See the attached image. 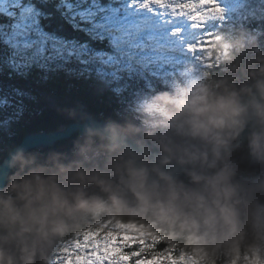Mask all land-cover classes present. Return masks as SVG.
<instances>
[{
	"label": "clouds",
	"instance_id": "clouds-1",
	"mask_svg": "<svg viewBox=\"0 0 264 264\" xmlns=\"http://www.w3.org/2000/svg\"><path fill=\"white\" fill-rule=\"evenodd\" d=\"M212 66L189 64L123 113L77 109L66 147L0 160V264H53L104 220L136 222L211 259L264 262V40L219 32Z\"/></svg>",
	"mask_w": 264,
	"mask_h": 264
},
{
	"label": "snow or ice",
	"instance_id": "snow-or-ice-1",
	"mask_svg": "<svg viewBox=\"0 0 264 264\" xmlns=\"http://www.w3.org/2000/svg\"><path fill=\"white\" fill-rule=\"evenodd\" d=\"M231 4L227 30L247 28L264 40V0ZM226 11L219 0H0V131L21 118L25 99H35L37 74L44 81L58 71L94 80L131 106L154 81L173 82L192 60L208 69L219 32L201 31L188 42L184 33L227 19ZM151 243L167 255L162 238ZM136 248L86 229L62 243L53 264H120L119 256Z\"/></svg>",
	"mask_w": 264,
	"mask_h": 264
},
{
	"label": "trees",
	"instance_id": "trees-1",
	"mask_svg": "<svg viewBox=\"0 0 264 264\" xmlns=\"http://www.w3.org/2000/svg\"><path fill=\"white\" fill-rule=\"evenodd\" d=\"M219 3L227 9L225 12V17H227V19H225L226 21L209 22L208 25L215 29V25L218 26L223 23V27L218 28V32H222L226 31L228 26L232 23L233 13L231 11V0H219ZM189 59L191 60L192 58L189 57ZM192 62L195 63L194 60ZM163 86H165V84L154 81L153 87L151 89L145 88L142 96L159 90ZM31 88L35 99H25L24 104L34 117L32 118L31 123L27 125L19 124L17 127L18 133L13 137H9L5 131H0V137L3 139L0 142V149L5 150L2 153V159H4L8 152L18 145L29 132L53 131L59 128L62 124L78 122L68 116V109L75 108L78 112L92 115L97 119H103L104 117L115 115L116 113H123L127 110L128 104H120L114 97H112L111 93L101 91V86L94 80L70 75L65 71H58L49 74L47 81L41 80L40 74H37L35 82L32 84ZM134 101L135 100L131 102V105ZM69 142L70 139L59 141L57 145L53 147H62ZM176 242L178 243L177 246L180 250L192 252L185 249L179 241ZM176 242L175 244L174 242H166L160 244L159 247L161 249H167L176 245ZM154 252L160 254L158 251ZM243 254L244 257L248 256L247 253ZM231 259L232 257L228 252L221 250L211 259V261H208L203 257L193 260L191 264H227Z\"/></svg>",
	"mask_w": 264,
	"mask_h": 264
},
{
	"label": "rangeland",
	"instance_id": "rangeland-1",
	"mask_svg": "<svg viewBox=\"0 0 264 264\" xmlns=\"http://www.w3.org/2000/svg\"><path fill=\"white\" fill-rule=\"evenodd\" d=\"M221 25H223V23L219 24L218 26L215 25V29L211 28L210 25H207L206 28L203 30H186V32L184 33L185 41H194L201 31L218 32V28L223 27ZM131 106L127 105V110ZM33 117L34 115L28 111V108L24 104V112L21 118L17 122L12 124L10 130H7L5 132L9 135V137L15 136L18 133L17 127L19 126V124L27 125L31 123ZM2 140L3 139L0 137V142ZM70 142L66 145H63L62 147L68 146ZM4 151L5 150L0 149V159L3 158L2 153ZM90 229L97 230L98 234H103L107 239L111 240L113 243H116L117 239L119 238L122 244L137 245V248L134 251H127L124 252L123 255L119 256L120 264H129V261L130 264H133V261L131 259L134 256L140 257L139 259H135L134 264H191L193 260L204 257L203 255L197 254L195 252L180 250V248L177 246V242L176 245L167 248V255L155 253L154 251H152L151 242L155 241L157 238H162L165 243L171 242L167 241L163 235L159 234L158 231L149 230L147 225H143L136 222H113L110 220H104L101 222V226ZM146 242H148L147 245ZM118 252L119 250L117 249L110 254L116 256ZM173 252L177 257H180L181 259H173ZM141 253L144 254L142 255ZM233 261H236V264H247L243 253L240 257L232 258L227 264H233ZM102 264H107V261L102 262ZM262 264H264V262H262Z\"/></svg>",
	"mask_w": 264,
	"mask_h": 264
},
{
	"label": "water",
	"instance_id": "water-1",
	"mask_svg": "<svg viewBox=\"0 0 264 264\" xmlns=\"http://www.w3.org/2000/svg\"><path fill=\"white\" fill-rule=\"evenodd\" d=\"M89 116L95 118L92 115ZM77 128L78 122H72L69 124H62L59 128L53 131L29 132L24 136L23 140L15 147L25 146L32 149H47L57 145L59 141H64L73 138V136L76 134Z\"/></svg>",
	"mask_w": 264,
	"mask_h": 264
}]
</instances>
